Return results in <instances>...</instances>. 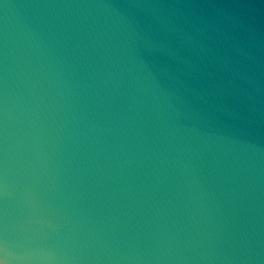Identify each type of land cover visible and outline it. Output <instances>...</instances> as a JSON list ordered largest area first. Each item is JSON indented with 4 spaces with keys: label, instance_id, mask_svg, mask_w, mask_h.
Here are the masks:
<instances>
[{
    "label": "water",
    "instance_id": "water-1",
    "mask_svg": "<svg viewBox=\"0 0 264 264\" xmlns=\"http://www.w3.org/2000/svg\"><path fill=\"white\" fill-rule=\"evenodd\" d=\"M0 264H264V0H0Z\"/></svg>",
    "mask_w": 264,
    "mask_h": 264
}]
</instances>
